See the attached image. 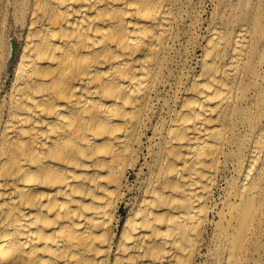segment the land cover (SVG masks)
I'll return each mask as SVG.
<instances>
[{"label":"bare ground","instance_id":"obj_1","mask_svg":"<svg viewBox=\"0 0 264 264\" xmlns=\"http://www.w3.org/2000/svg\"><path fill=\"white\" fill-rule=\"evenodd\" d=\"M182 5L0 0V22L20 32L0 99V264L251 263L264 228V2L217 20L185 82Z\"/></svg>","mask_w":264,"mask_h":264},{"label":"rangeland","instance_id":"obj_2","mask_svg":"<svg viewBox=\"0 0 264 264\" xmlns=\"http://www.w3.org/2000/svg\"><path fill=\"white\" fill-rule=\"evenodd\" d=\"M12 1V0H10ZM181 14L183 22L180 25V37L176 44V62L177 71L180 73L182 82L191 78L199 69V59L201 57V47L205 43L208 31L215 26L217 20L222 17L225 20L231 19L233 15L240 12V3L243 0H181ZM263 1L264 0H260ZM2 28L0 30V99L3 97V89H7L9 85V77L13 69V60L8 65L10 69H4L6 62V45L11 42L16 51L20 43V32L15 27L11 17L6 22H0ZM9 41V42H8ZM14 56V54H12ZM11 56V58L13 57ZM14 59V58H13ZM8 77V78H7ZM176 85H172L175 87ZM231 166L225 172L226 178H230L234 173L231 172ZM129 185L133 187L130 197L136 194V188L139 185L135 172L129 176ZM218 189L215 197L220 199L224 194L227 184L225 179L220 178ZM127 209L121 210L122 221L126 215ZM121 221V222H122ZM209 231L207 232V237ZM205 252V251H204ZM197 264H204V259L198 260ZM250 264H264V228L262 229V238L260 239L257 251L253 256Z\"/></svg>","mask_w":264,"mask_h":264}]
</instances>
